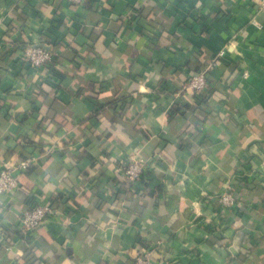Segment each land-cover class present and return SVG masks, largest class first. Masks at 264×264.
<instances>
[{
  "label": "crops",
  "instance_id": "1",
  "mask_svg": "<svg viewBox=\"0 0 264 264\" xmlns=\"http://www.w3.org/2000/svg\"><path fill=\"white\" fill-rule=\"evenodd\" d=\"M230 42L207 102L178 94ZM34 43L58 52L60 82L18 61ZM136 153L158 166L132 186L119 164ZM32 154L0 206V264H264V12L0 0V167ZM229 186L237 201L223 207ZM39 201L63 217L26 234L20 217Z\"/></svg>",
  "mask_w": 264,
  "mask_h": 264
},
{
  "label": "built area",
  "instance_id": "2",
  "mask_svg": "<svg viewBox=\"0 0 264 264\" xmlns=\"http://www.w3.org/2000/svg\"><path fill=\"white\" fill-rule=\"evenodd\" d=\"M70 3L82 4L85 0H68ZM257 12H264V0H253ZM232 42V41H231ZM216 54L212 62L201 72L196 73L187 81L181 84L178 94L192 93L194 95L210 93L209 71L221 64L222 59L227 55V48ZM59 54L50 46L44 44H29L20 54V60L30 67L45 71L48 66L57 65L55 63ZM244 76H248L244 72ZM39 160L38 155H28L20 158L14 163H6L0 167V206H2L5 195H9L21 186L20 175L28 171ZM158 163L155 158L147 157L141 153H136L130 157H125L119 164V170L123 180L137 186L142 184V175L146 172H156ZM143 185V184H142ZM232 186L217 196L218 203L223 207H232L237 199ZM63 217L62 210L49 202L39 201L27 209L20 217V226L24 233L29 234L35 231L40 225L50 220H60ZM135 264H154L149 253L137 255Z\"/></svg>",
  "mask_w": 264,
  "mask_h": 264
},
{
  "label": "trees",
  "instance_id": "3",
  "mask_svg": "<svg viewBox=\"0 0 264 264\" xmlns=\"http://www.w3.org/2000/svg\"><path fill=\"white\" fill-rule=\"evenodd\" d=\"M24 46L25 47H27L28 45H25L24 44ZM23 46V47H24ZM21 48L22 49V51L24 50V48ZM19 62L21 61L20 60V57H19V60H18ZM60 61V58L58 57L57 58V61L55 62V63H57V65H58V62ZM24 63V62H23ZM27 64V63H26ZM28 65V64H27ZM55 66L54 67V65H51V66H48L47 68H46V71H47V77H51L52 79L54 78L55 80H57L58 82H60L61 80H62V78H63V74L62 73H59V72H57V70L56 69H58L57 67L58 66ZM29 66V65H28ZM211 88H210V93L208 94V95H205V94H198L197 96H199L201 99H199V101L201 102V103H204V102H207V100H208V98H210L211 96H210V94H211ZM151 174H153V172H146L145 174H143L142 175V178H141V180H144L145 178L144 177H146V176H151Z\"/></svg>",
  "mask_w": 264,
  "mask_h": 264
}]
</instances>
